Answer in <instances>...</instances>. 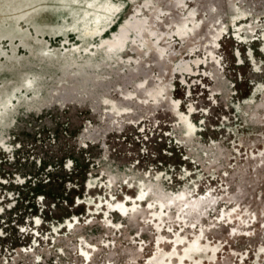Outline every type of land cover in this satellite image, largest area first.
Wrapping results in <instances>:
<instances>
[{
    "label": "rangeland",
    "instance_id": "374dc122",
    "mask_svg": "<svg viewBox=\"0 0 264 264\" xmlns=\"http://www.w3.org/2000/svg\"><path fill=\"white\" fill-rule=\"evenodd\" d=\"M112 1L0 0V264H264V0Z\"/></svg>",
    "mask_w": 264,
    "mask_h": 264
},
{
    "label": "bare ground",
    "instance_id": "6f19581e",
    "mask_svg": "<svg viewBox=\"0 0 264 264\" xmlns=\"http://www.w3.org/2000/svg\"><path fill=\"white\" fill-rule=\"evenodd\" d=\"M92 3H93V9L94 10H88L87 11V12H89L88 17L86 16L87 19H85L83 22H80L81 26L78 29L85 31V32H90L92 34L91 35L92 37H96L105 28L108 27L107 25L110 24L108 20H110L111 18H113V16H115L117 11H114V10H116L117 8H116V4H114L112 0H93ZM75 29H77V27L76 28L74 27V30ZM121 32L122 33L119 36H117L115 40L108 39L105 41V43L109 44L110 46H115L117 43H119L121 41L124 42L127 39V36L125 35V29H122ZM129 33H130V31H129ZM117 39H118V42H116ZM82 70H83V68H82Z\"/></svg>",
    "mask_w": 264,
    "mask_h": 264
}]
</instances>
